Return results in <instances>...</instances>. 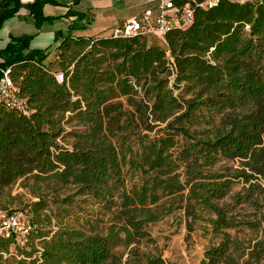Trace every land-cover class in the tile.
<instances>
[{
	"label": "trees",
	"instance_id": "16d2710c",
	"mask_svg": "<svg viewBox=\"0 0 264 264\" xmlns=\"http://www.w3.org/2000/svg\"><path fill=\"white\" fill-rule=\"evenodd\" d=\"M81 1L52 16L58 0H0V27L22 8L36 30L68 19L50 46L21 34L0 49V80L8 69L28 106L0 101V210L30 224L0 236V264H166L113 247L175 209L219 237L197 264H264V0L196 5L163 39L74 35L93 19ZM20 179L37 199L12 210ZM77 197L110 211L106 232L62 220Z\"/></svg>",
	"mask_w": 264,
	"mask_h": 264
},
{
	"label": "rangeland",
	"instance_id": "374dc122",
	"mask_svg": "<svg viewBox=\"0 0 264 264\" xmlns=\"http://www.w3.org/2000/svg\"><path fill=\"white\" fill-rule=\"evenodd\" d=\"M99 24V21H97L94 26L98 27ZM94 29L97 28L93 27L92 31ZM154 38L156 39V37ZM157 40L159 39L157 38ZM53 58V53H50L48 60L52 61ZM175 93H177V90H175ZM122 100L125 102L124 98ZM70 140V138H67L63 143L70 146ZM236 189L237 187L233 191ZM10 193L15 197L9 204V209L12 210L22 208L23 203L37 199L30 187L24 185L21 179L11 186ZM77 203V205L70 208L69 214L62 218L65 223L81 226L84 229L93 231L106 232L108 230L111 216L110 211L91 199L83 200L81 197H77ZM51 209L57 211L54 204H51ZM146 230L150 239H142L137 244H125L121 239L114 245L113 251L121 254L124 260L129 248L136 246L141 251L160 255L166 264H197L203 256L204 249L208 245L219 241V237L208 232L201 222H196L192 229L188 231L186 228V218L181 209H175L171 213L164 215L160 220L149 223L146 226ZM230 232L234 234L233 230ZM237 236L246 240H253L255 238V234L249 231L239 232Z\"/></svg>",
	"mask_w": 264,
	"mask_h": 264
},
{
	"label": "built area",
	"instance_id": "2783aa9c",
	"mask_svg": "<svg viewBox=\"0 0 264 264\" xmlns=\"http://www.w3.org/2000/svg\"><path fill=\"white\" fill-rule=\"evenodd\" d=\"M28 1V0H22ZM154 8H146L139 16H135L113 28L114 36L151 35L163 39L164 34L173 27L183 28L189 25L194 16V7L211 6L218 0H184L176 6L172 0H151ZM61 80V75H58ZM0 101L16 108L22 113L28 112L25 100L18 95L17 87L8 75V69L3 71L0 80ZM30 227L26 214L22 211L0 210V236L14 234L22 237Z\"/></svg>",
	"mask_w": 264,
	"mask_h": 264
},
{
	"label": "crops",
	"instance_id": "0c3cea01",
	"mask_svg": "<svg viewBox=\"0 0 264 264\" xmlns=\"http://www.w3.org/2000/svg\"><path fill=\"white\" fill-rule=\"evenodd\" d=\"M59 5L46 4L43 7L45 15H62L71 4V0H58ZM178 6L184 0H172ZM203 2L205 0H197ZM81 10H89L93 19L87 29L76 31L74 35L107 36L114 27L126 20L139 16L146 8H154L151 0H82L76 6ZM99 21V26H94ZM68 19L61 18L53 23H46L41 29H35L31 16L26 9H20L12 18L7 19L0 27V49L5 46L11 35L34 34L30 46L32 48H45L53 42L54 31L64 28ZM93 27L97 28L92 31ZM30 32V33H29ZM154 38V36H149Z\"/></svg>",
	"mask_w": 264,
	"mask_h": 264
}]
</instances>
